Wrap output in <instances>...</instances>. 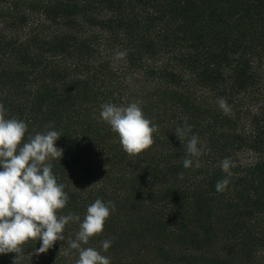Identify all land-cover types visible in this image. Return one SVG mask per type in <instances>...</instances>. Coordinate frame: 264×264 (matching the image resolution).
Here are the masks:
<instances>
[{
	"label": "trees",
	"instance_id": "16d2710c",
	"mask_svg": "<svg viewBox=\"0 0 264 264\" xmlns=\"http://www.w3.org/2000/svg\"><path fill=\"white\" fill-rule=\"evenodd\" d=\"M0 103L28 125L25 140L61 134L60 215L82 221L96 199L114 203L82 245L110 264H264V0H0ZM104 103H137L158 127L151 148L129 157ZM187 125L181 142L175 129ZM191 135L204 154L186 169ZM226 157L235 167L218 193ZM78 231L70 222L38 255L29 241L15 264H75L67 241Z\"/></svg>",
	"mask_w": 264,
	"mask_h": 264
},
{
	"label": "clouds",
	"instance_id": "9594fccd",
	"mask_svg": "<svg viewBox=\"0 0 264 264\" xmlns=\"http://www.w3.org/2000/svg\"><path fill=\"white\" fill-rule=\"evenodd\" d=\"M126 55L127 50L119 51L114 59L122 60ZM217 104L224 114L230 113L225 98H218ZM100 107L102 120L118 134L119 143L129 157H140L155 143L153 133L158 127L145 117L137 103L126 106L104 103ZM27 132L28 125L16 117L8 118L7 110L0 103V254L15 253V264L29 241L40 242V247L35 249L37 255L46 253L57 241H64L65 226L75 222L79 223V231L75 239L67 241L68 247L79 254L75 264H110V258L101 251L82 245H87L90 238L103 232L107 219L115 211L114 203L96 199L87 207L82 221L79 215L71 212L60 215L69 196L65 192L66 185L58 183L53 175L51 161L63 156V149L55 146L61 134L55 130L37 132L25 140ZM190 132V125L175 129L181 142ZM199 143L196 135L188 139L184 146L187 153L183 159L184 168L193 167V157L196 158L194 166H201L199 157L204 152L198 147ZM220 167L226 178L217 181L215 189L223 193L228 189L230 180L227 177L232 175L235 164L226 157ZM111 245V240H103V252H107Z\"/></svg>",
	"mask_w": 264,
	"mask_h": 264
}]
</instances>
